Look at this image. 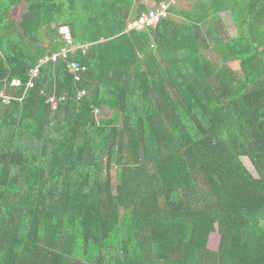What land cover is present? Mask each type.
Segmentation results:
<instances>
[{"label": "trees", "instance_id": "16d2710c", "mask_svg": "<svg viewBox=\"0 0 264 264\" xmlns=\"http://www.w3.org/2000/svg\"><path fill=\"white\" fill-rule=\"evenodd\" d=\"M152 1L0 0V264H264V0Z\"/></svg>", "mask_w": 264, "mask_h": 264}, {"label": "built area", "instance_id": "2783aa9c", "mask_svg": "<svg viewBox=\"0 0 264 264\" xmlns=\"http://www.w3.org/2000/svg\"><path fill=\"white\" fill-rule=\"evenodd\" d=\"M178 1L181 0H164L159 2L156 7L146 10L137 19L129 21L126 26V30L141 31L154 27L161 18L166 16L168 7L171 4L177 3ZM61 34L63 45L58 51L41 58L38 62V65L30 70L29 81L26 85L27 87L32 86V80L38 75L39 66L48 61L51 63H56L58 61L63 62L68 73L72 76L73 81L78 83L81 80V75L86 71V67L84 65H80L76 60L73 59V57L77 53L85 54L88 45L73 42L72 35L67 28H62ZM13 84H17V82H13ZM84 95V90L78 91V98ZM0 99L3 104H8L13 98L0 91ZM62 99L63 98L57 100L54 96H51L47 99V102L51 105V109L55 110L57 108L58 101ZM93 113L94 115H97L98 110L95 109Z\"/></svg>", "mask_w": 264, "mask_h": 264}, {"label": "rangeland", "instance_id": "374dc122", "mask_svg": "<svg viewBox=\"0 0 264 264\" xmlns=\"http://www.w3.org/2000/svg\"><path fill=\"white\" fill-rule=\"evenodd\" d=\"M143 2L147 5V7H152V5H153V1L152 0H143ZM180 4H181L180 6H183L185 8H189V4L186 3V2H181ZM23 9H24L23 6L17 8L14 11V15L18 16L23 11ZM220 16H221V19H222L223 23L225 24L227 32L230 35L235 34V28H234V25L232 23V19H231L230 13L228 11L227 12H223V13L220 14ZM230 66L234 70L238 69V64L236 62L230 63ZM112 174H113V176H115V181L117 182L119 170L118 169H115V170L113 169ZM218 242H219V234L217 232H215L210 237L209 247L212 248V249L217 247ZM80 252H81V248H80V244H79V241H78L77 247L75 248V252L74 253L78 254Z\"/></svg>", "mask_w": 264, "mask_h": 264}]
</instances>
